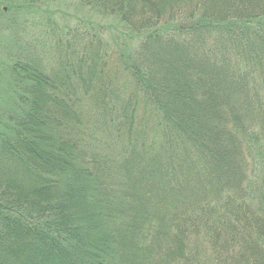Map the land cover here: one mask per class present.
Returning a JSON list of instances; mask_svg holds the SVG:
<instances>
[{"label":"trees","instance_id":"16d2710c","mask_svg":"<svg viewBox=\"0 0 264 264\" xmlns=\"http://www.w3.org/2000/svg\"><path fill=\"white\" fill-rule=\"evenodd\" d=\"M71 1L5 51L0 264H264V0Z\"/></svg>","mask_w":264,"mask_h":264},{"label":"rangeland","instance_id":"374dc122","mask_svg":"<svg viewBox=\"0 0 264 264\" xmlns=\"http://www.w3.org/2000/svg\"><path fill=\"white\" fill-rule=\"evenodd\" d=\"M11 6L5 0H0V73L2 63L7 57L6 50L10 55H14L17 51L23 54L29 52L27 54L30 55L42 52V56L45 59L46 56L48 58L49 51L43 48L50 41L47 32L51 19L54 21L58 18L60 23H72V21L89 18L87 10L78 7L71 0H57L56 3L50 5L51 7L48 6L49 9L33 7L32 9L14 10V7L10 9ZM57 8H60V12H56ZM92 19L96 26L97 23H101L95 17Z\"/></svg>","mask_w":264,"mask_h":264}]
</instances>
